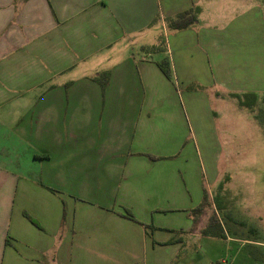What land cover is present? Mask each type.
I'll use <instances>...</instances> for the list:
<instances>
[{"label":"crops","instance_id":"obj_1","mask_svg":"<svg viewBox=\"0 0 264 264\" xmlns=\"http://www.w3.org/2000/svg\"><path fill=\"white\" fill-rule=\"evenodd\" d=\"M232 2L0 0V264H263L220 223L203 234L213 205L190 212L218 169L204 183L178 149V127L215 148L218 109L264 98V10Z\"/></svg>","mask_w":264,"mask_h":264},{"label":"rangeland","instance_id":"obj_2","mask_svg":"<svg viewBox=\"0 0 264 264\" xmlns=\"http://www.w3.org/2000/svg\"><path fill=\"white\" fill-rule=\"evenodd\" d=\"M257 2L264 10V0ZM222 3L221 8L223 6L230 8L233 2L222 0ZM155 33V41L153 43L145 41L146 47L151 44L163 48L166 33L160 23ZM141 44L132 47L135 55L143 54ZM163 60L168 61V58ZM101 80L102 78L97 82L100 84ZM100 86L104 88L101 84ZM45 87L43 86V92ZM238 105L230 103L227 107L218 109V134L213 140L215 148L211 145L210 149H204L202 143L204 140L186 123L185 127L177 128L179 130L177 134L181 137L178 149L187 152L188 159L192 155L195 156V160L189 159V162L200 161L205 177L204 183L205 179L215 175L213 168L217 167V183L213 185L211 182V185L206 186L210 204L214 208L211 213L206 214V219L208 215L214 214L229 236L259 243L261 249L258 248L257 255L259 254L258 257L264 264V98H257L249 107ZM213 158H216L218 166L214 165ZM253 249L254 247L249 244L244 251L249 250L250 253L256 254ZM239 257L240 264H244L241 261L242 255Z\"/></svg>","mask_w":264,"mask_h":264},{"label":"trees","instance_id":"obj_3","mask_svg":"<svg viewBox=\"0 0 264 264\" xmlns=\"http://www.w3.org/2000/svg\"><path fill=\"white\" fill-rule=\"evenodd\" d=\"M21 1H25V0H21ZM198 13H199V10L197 8H192V9H189V10H186L184 12H181L179 14H177L176 16L172 17V18H169L166 20L169 28L171 30H183V29H186V28H189L190 26H192L193 24L196 23L197 21V16H198ZM158 67L160 68V70L163 72V74L166 76V77H170L171 75V68H170V64H169V61H161L158 63ZM108 77V74L107 73H102L96 80H99L100 78H102V80L100 81V84L102 86L105 85V81ZM247 99L242 101L241 99H239L240 101V106L242 107H249L251 105H253L256 100H257V97L256 95L254 94H250L246 97ZM210 201L208 199V194H207V191H204V196H203V201L202 203L194 208L191 212H190V215L194 218L202 213H204L208 207L210 206ZM122 217L126 218V219H129L133 222H136V223H139V221L134 217V215L131 213L130 210H127L125 209V213L124 214H121ZM26 217L37 227H40V225L31 217L27 216ZM218 219L217 217L214 216H211L210 219H209V222H208V225L206 227V229L203 230V234L204 235H209V233L211 232V230L213 228H215L217 225H218ZM141 224V223H139ZM152 228V227H151ZM217 236H220V237H223L224 234L223 233H220L219 235ZM6 244H8V241H6Z\"/></svg>","mask_w":264,"mask_h":264},{"label":"built area","instance_id":"obj_4","mask_svg":"<svg viewBox=\"0 0 264 264\" xmlns=\"http://www.w3.org/2000/svg\"><path fill=\"white\" fill-rule=\"evenodd\" d=\"M219 264H227L225 260H222Z\"/></svg>","mask_w":264,"mask_h":264}]
</instances>
